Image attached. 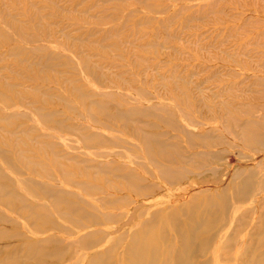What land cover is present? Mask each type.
Wrapping results in <instances>:
<instances>
[{"label": "rangeland", "instance_id": "obj_1", "mask_svg": "<svg viewBox=\"0 0 264 264\" xmlns=\"http://www.w3.org/2000/svg\"><path fill=\"white\" fill-rule=\"evenodd\" d=\"M254 116L264 122V0H0V226L11 229L0 245L16 232L49 237L64 258L36 261L71 264L65 256L82 255L72 263L87 264V251L107 245L169 190L211 185L257 160L251 168L262 172L264 137L260 147L234 130ZM179 133L203 144L183 148ZM208 133L217 141L210 150L198 139ZM146 136L180 144L179 180H165V166L144 151ZM202 151L214 163L192 160ZM113 162L142 172L164 194L152 192L151 202L137 206H103V197L126 191ZM213 166L221 170L217 180ZM68 193L75 206L129 211V219L75 225L58 202ZM29 205L52 217L33 215ZM96 228L106 230L102 240H81ZM13 255L8 248L0 260L18 264Z\"/></svg>", "mask_w": 264, "mask_h": 264}, {"label": "bare ground", "instance_id": "obj_2", "mask_svg": "<svg viewBox=\"0 0 264 264\" xmlns=\"http://www.w3.org/2000/svg\"><path fill=\"white\" fill-rule=\"evenodd\" d=\"M150 112L151 110H149ZM122 113L120 114L122 115ZM120 114L117 113L119 116ZM144 115L146 114L144 113ZM158 115L160 116L161 114ZM159 116H157L158 120ZM246 118V120H242V123L239 124V129H234L236 130L235 135L243 141L260 146L259 142L264 137V122H261L263 119L256 117L254 119L251 117ZM160 120L162 119L160 118ZM172 124L173 122L170 125ZM261 124H263V128ZM172 127L177 129L174 125ZM165 128L167 129L168 127ZM158 129L156 130L159 131ZM179 131L184 132V128ZM139 133L141 139L142 132ZM172 134L166 137L177 135H174L175 133ZM179 134L184 136L182 137L184 141L181 144L183 148L191 147L194 149L195 146L203 144V142L200 143L196 138L194 139V136L192 137L189 133ZM135 137L137 136L135 135ZM146 137L142 141V145L145 147L144 151L149 153L150 160L153 163L157 162L160 166H165V172L163 174L165 180L171 182L174 177L178 178L179 172L174 170V166L178 163L179 157L175 155L174 151L180 147V144L173 142L174 140L170 141V139H159V137H164V135L159 137ZM213 137L216 140L215 136ZM198 139L200 141H207L206 143L204 142L207 149L214 147L217 142L209 140L211 139L209 133L207 136H199ZM196 155H201L202 158H193L192 160L194 162L199 163L200 160L207 159L213 162V156L209 151H202ZM255 163L250 164L245 169H243L244 167H233L225 173V176L220 181H215L211 185L201 186L195 190H191L192 188H187L186 186L169 190L165 194L163 193V189L165 190L164 187L159 188L160 185L157 187L153 182H147L142 172L134 170L135 168H131L126 163H111L110 167L114 171L113 174L118 175L119 181L124 186L121 190H123V193L124 189L128 192L125 191L120 197H117L116 192L111 193L110 197L108 195L103 197L101 200L108 202L103 206L108 204V207L112 205L115 208L119 204L122 207L131 205L134 202L135 206H137L140 201L151 202L153 199L148 200L146 197L152 192H157L159 195L162 192L164 196H158L154 198L151 205L139 208L136 212L137 219L135 222L133 221L134 223L131 220H126L129 224H133L121 230L118 236H112V240L109 239L111 241H108L107 245L97 247L98 249L92 253H88L87 251L86 255H83L84 258H82L86 260L87 264H264V169L260 172L257 168H251ZM209 165H212V163L209 162ZM182 167L185 169L188 168L186 165ZM213 168L215 170L214 177H217L215 178L217 180L219 178L218 176L221 175V170L215 166ZM252 174H258V179L252 178L250 176ZM182 193L185 194L183 195ZM63 196L58 199V202L63 203V206L66 208V211L62 212V214L70 217L74 221L73 224L80 223L81 225L80 221H84L83 225L88 226L91 222L98 225L97 222L101 219L111 222L116 221L117 218L120 220L129 219V211L126 213L122 210L118 213L113 211L105 212L103 206H94L89 203L84 204L86 201H81L82 203L75 201L77 204L75 206L71 204L74 195L69 194ZM181 197L184 198L182 199ZM77 199L80 200L82 198ZM26 207L35 216L45 215L46 217H52L49 213H45L47 211L42 212L43 209L40 212L45 214H41L39 209L33 205ZM50 219L49 221H51ZM53 221L55 222V220ZM42 222H44V219ZM12 224L14 223H10V225ZM40 225L42 224L40 223ZM40 225L38 224L39 227H42ZM56 225L58 226V224ZM99 225L102 224L99 223ZM88 227L87 229L89 230ZM103 228L87 231L81 235V240L83 242L92 240L93 242L98 238V241H100L101 236L102 239L105 237L103 236V231L106 230H103ZM10 230L6 226H0V240L8 238ZM106 235V238H108L110 234ZM16 238H19V240L17 241ZM56 242L49 237L46 240L45 238H41L40 241L35 238L28 240L24 239L20 234L18 236L16 232V235L9 242H6L7 246L5 248L0 245V258H2L4 251L9 248V252H13V256L16 255V258L20 260L18 264H50L52 259L46 260V262H44V259L39 261H36V259L44 257L51 258L52 254H54L53 257L55 258L59 255V260L64 258L61 247L57 251L59 246L57 248L55 247ZM51 251L55 252L51 253ZM65 257L71 264H74L72 262L78 259L77 256L73 255ZM83 259L80 261H83ZM4 261V258L2 261L0 260V264H11Z\"/></svg>", "mask_w": 264, "mask_h": 264}]
</instances>
